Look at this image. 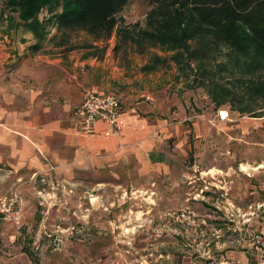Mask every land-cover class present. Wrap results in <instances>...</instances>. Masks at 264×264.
<instances>
[{
  "label": "rangeland",
  "instance_id": "374dc122",
  "mask_svg": "<svg viewBox=\"0 0 264 264\" xmlns=\"http://www.w3.org/2000/svg\"><path fill=\"white\" fill-rule=\"evenodd\" d=\"M18 2L0 0V80L21 79L62 55L66 63L83 57L79 49L65 52L91 41L83 33L57 45L61 36L48 19L61 7L41 6L33 34ZM149 2L130 0L117 17L143 23ZM43 32L41 49L31 52ZM112 48L94 63L97 73L87 66L81 79L96 78L95 89L114 94L137 118L151 109L146 142L164 161L136 176L140 183L117 168L97 177L76 172L78 181L68 183L47 170L0 165V264H264V54L223 50L189 69L170 64L144 74V58L118 62ZM82 82L83 96L92 89ZM220 87L235 91L239 108L231 99L215 104L211 92L221 94ZM219 109L228 121L217 120ZM16 207L14 220L5 209Z\"/></svg>",
  "mask_w": 264,
  "mask_h": 264
},
{
  "label": "trees",
  "instance_id": "16d2710c",
  "mask_svg": "<svg viewBox=\"0 0 264 264\" xmlns=\"http://www.w3.org/2000/svg\"><path fill=\"white\" fill-rule=\"evenodd\" d=\"M129 1L19 0L17 5L22 10L20 19L32 20L29 28L37 34L38 10L55 2L54 7L61 10L48 23L61 36L57 45L65 48L69 33H83L91 40L68 47L65 52L79 49L84 52L83 59L100 61L115 36L113 57L127 64L134 56L144 58L139 68L144 74L166 69L170 64L179 71L183 67L189 69L191 64L209 62L223 50L227 55L242 52L251 59L264 54V0H150L143 23H125L117 16ZM39 36V42L29 47L31 52L41 49L47 35L43 32ZM157 49L162 55L152 52ZM215 85V89L219 87ZM220 88L221 94L211 92L215 104L219 106L225 99H231L235 108H239V100L231 98L235 91ZM258 90L255 87V94Z\"/></svg>",
  "mask_w": 264,
  "mask_h": 264
},
{
  "label": "crops",
  "instance_id": "0c3cea01",
  "mask_svg": "<svg viewBox=\"0 0 264 264\" xmlns=\"http://www.w3.org/2000/svg\"><path fill=\"white\" fill-rule=\"evenodd\" d=\"M110 40L112 48L115 36ZM62 56L42 67H30L21 79L11 74L10 79L0 80V165L33 168L34 172L47 170L68 183L78 181L76 172L97 177L101 173L112 175L117 168L127 179L132 177L133 182L140 183L136 176H146L149 165L164 161V155H156L146 142L150 130L144 119H149L153 111L145 109L146 118L138 119L133 108L125 110L121 106L125 123L122 138L74 134L72 121L82 102V81L91 86L89 89L103 93L94 88L96 78L81 79L84 68L91 66L87 72L95 75L98 70L91 73L94 63L98 66L103 60L86 58L92 60L91 65L81 57L66 63L68 55ZM104 128L98 123L95 132Z\"/></svg>",
  "mask_w": 264,
  "mask_h": 264
},
{
  "label": "built area",
  "instance_id": "2783aa9c",
  "mask_svg": "<svg viewBox=\"0 0 264 264\" xmlns=\"http://www.w3.org/2000/svg\"><path fill=\"white\" fill-rule=\"evenodd\" d=\"M229 118L230 114L226 109L217 111L219 122H226ZM73 122L74 134L83 137L100 135L104 138H120L125 127L119 99L114 94H104L94 90L84 91L82 102L75 110ZM98 123L103 124L105 127L102 132H95ZM18 199V196L14 194L11 200L17 203ZM2 205L5 208V204ZM5 210L13 216L14 220L19 217L18 207L13 211L10 208ZM3 219H6V215Z\"/></svg>",
  "mask_w": 264,
  "mask_h": 264
}]
</instances>
